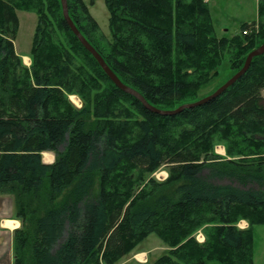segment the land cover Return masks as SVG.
Returning <instances> with one entry per match:
<instances>
[{
    "label": "trees",
    "instance_id": "16d2710c",
    "mask_svg": "<svg viewBox=\"0 0 264 264\" xmlns=\"http://www.w3.org/2000/svg\"><path fill=\"white\" fill-rule=\"evenodd\" d=\"M67 2L106 64L157 109L196 102L226 51L234 76L264 44V0L258 21L232 38L216 37L204 0H105L110 40L84 0ZM17 11L38 17L30 69L15 50ZM263 93L264 54L210 103L154 114L109 79L68 27L61 0H0V195L14 197L22 221L14 264H117L150 235L170 247L152 264H254V228L264 225ZM46 151L57 154L53 164ZM163 167L165 182L145 180Z\"/></svg>",
    "mask_w": 264,
    "mask_h": 264
},
{
    "label": "rangeland",
    "instance_id": "374dc122",
    "mask_svg": "<svg viewBox=\"0 0 264 264\" xmlns=\"http://www.w3.org/2000/svg\"><path fill=\"white\" fill-rule=\"evenodd\" d=\"M208 1H209L211 18L215 28L214 34L218 38H222V37L232 38L233 36L241 34V25L243 23H245L246 21L257 20L256 0H208ZM84 2L88 6L89 11L93 16V18L97 21L101 30V34H103L106 39L110 40L111 38L110 29H109L110 14L106 6L105 0H84ZM17 15L19 19V29L15 40V50L17 55L23 58L21 59L24 66L30 69L33 64L31 52L33 48V38L38 24V17L35 13L23 12V11H17ZM258 32H260L259 28L257 33ZM63 36L65 37L64 34L62 35L60 33L59 40H61L60 43L62 45H65L66 43L64 41ZM24 57H31V63L29 59L27 58L24 59ZM231 59H232V51L231 50L226 51L222 59V64L218 68H216L215 71L210 72L211 74L217 72L218 75L216 77L215 76L210 77L209 81L204 83L198 89L197 98L195 99L196 102L197 100L199 101L203 98H206L210 94H213L217 89H219L232 77L234 72L230 69ZM67 100L74 108L78 110H81L85 106L83 99L76 94L69 95L67 97ZM180 105L183 106V104ZM175 107L167 108V109L163 108L160 110L174 111L179 108L178 107L175 109ZM219 148L220 147H217V152H221L223 155L224 150H221ZM60 150L64 151V146H62ZM51 154H53L54 157L57 158V154L55 152L46 151L42 154L44 163H45L44 158ZM149 178L157 182L163 183L169 178V171L167 167H163L153 174L145 175V180L148 181ZM214 182L217 185L228 184V181H222V182L214 181ZM243 224L244 225L240 224L241 228H247V229L249 228L247 222ZM254 232H255L254 250H253L254 264H264V225L255 226ZM201 235L205 236L203 232L202 233L197 232L194 235L195 239L199 244H203L206 241V236L204 241ZM152 238L158 239L156 235H152ZM200 240L202 241L200 242ZM160 255L163 256L166 254H163L162 252Z\"/></svg>",
    "mask_w": 264,
    "mask_h": 264
},
{
    "label": "crops",
    "instance_id": "0c3cea01",
    "mask_svg": "<svg viewBox=\"0 0 264 264\" xmlns=\"http://www.w3.org/2000/svg\"><path fill=\"white\" fill-rule=\"evenodd\" d=\"M204 1L208 3L209 6V1ZM258 4L259 0H256V22L258 21ZM25 58L29 59L31 63V57H24V59ZM217 147H220L219 149L224 150L223 155L221 152H217ZM215 153L220 157L222 156V158H227L226 148L224 145H217L215 148ZM44 160L46 164H53L56 160V157L51 154L45 157ZM246 222L247 221H240L238 227L242 230L247 229L240 227V224L244 225L243 223ZM21 228L22 221L17 217L16 202L14 197L11 195H0V264H14V233ZM198 232L202 233L201 230ZM201 236L205 241V236ZM201 241L202 240H200V242ZM169 251L170 247L167 244H165L159 238H152V235H150L144 241H142L131 253L124 256L117 264H152L161 257L160 254L162 252L163 254H167Z\"/></svg>",
    "mask_w": 264,
    "mask_h": 264
},
{
    "label": "water",
    "instance_id": "95a60500",
    "mask_svg": "<svg viewBox=\"0 0 264 264\" xmlns=\"http://www.w3.org/2000/svg\"><path fill=\"white\" fill-rule=\"evenodd\" d=\"M61 3H62V9H63V17L68 27L73 32V34L77 37V39L80 41L83 47L96 59L100 67L103 69L105 74L109 77V79L116 85V87L119 88L124 93L131 95L135 97L136 99H138L148 111L154 114L161 115V116H176L180 114L181 112H183L185 109H192V108L200 107V106L206 105L210 103L211 101L215 100L216 98L221 96L229 87L234 85L248 71V69L251 66L252 60L255 57H258L264 54V44H263L259 48L253 50L247 56L244 67L238 73L232 76L224 85H222L219 89H217L210 96H207L206 98H203L197 102L183 105L174 111H162L150 105L146 101L144 96H142L138 91L122 83V81L118 78V76L106 64V62L104 61L102 56L97 52V50L81 34V32L78 30V28L76 27V25L70 18L67 0H61Z\"/></svg>",
    "mask_w": 264,
    "mask_h": 264
},
{
    "label": "built area",
    "instance_id": "2783aa9c",
    "mask_svg": "<svg viewBox=\"0 0 264 264\" xmlns=\"http://www.w3.org/2000/svg\"><path fill=\"white\" fill-rule=\"evenodd\" d=\"M247 33H248V32H247V31H245L243 34H244V35H247Z\"/></svg>",
    "mask_w": 264,
    "mask_h": 264
}]
</instances>
